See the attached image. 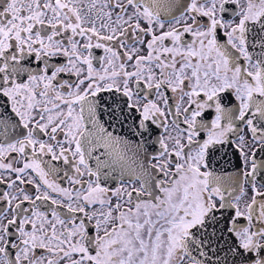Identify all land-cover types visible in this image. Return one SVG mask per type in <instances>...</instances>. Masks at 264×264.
<instances>
[{"label":"snow or ice","instance_id":"obj_1","mask_svg":"<svg viewBox=\"0 0 264 264\" xmlns=\"http://www.w3.org/2000/svg\"><path fill=\"white\" fill-rule=\"evenodd\" d=\"M0 185V264H264V0H0Z\"/></svg>","mask_w":264,"mask_h":264},{"label":"flooded vegetation","instance_id":"obj_2","mask_svg":"<svg viewBox=\"0 0 264 264\" xmlns=\"http://www.w3.org/2000/svg\"><path fill=\"white\" fill-rule=\"evenodd\" d=\"M250 52H252L253 56L255 57V56H258L260 54V49L258 47H256V48H250ZM97 54H100L98 50H97ZM240 62L241 63H244L243 60H241ZM235 104L238 105V102H235ZM106 120H107V118L104 117V119L102 120V122H105ZM108 123H110V122L105 123V127L108 126ZM130 123H131V121H129V124ZM109 131H112L114 135H117L118 134V135H121L122 137H125V138H127V137H129L131 135L129 133V130H128V125H125L123 128H119V127L109 128ZM244 134H245L246 138L250 139V133H248V130H247L246 127L244 128ZM44 139H47V138L44 137ZM233 140H235V137H233ZM158 147H159L158 145L150 142L147 145V153L148 154H152L156 149H158ZM129 155L131 156L132 154L129 153ZM144 157H145V153L144 152H141L139 154V156L136 157V159L139 162H144ZM43 159L44 160H49L50 157H43ZM216 160H217V163H215L213 165V169H214V171L217 174L222 175V176H225V177H227V176H235L236 175V171H237L236 170L237 158L233 154V152H232L231 149L229 150L227 156H225L223 153H218L217 154V157H216ZM53 163L56 164L58 167H61L62 169H65V170L67 169V166L63 165L62 162L54 161ZM89 163H90V166H92V167L95 166V161L94 160L89 161ZM17 166H21V165H17ZM84 179H88V177L85 176ZM56 180L63 187H70V185L68 184L66 178H63V173H61L60 175H58L56 177ZM127 180H128V177L125 176L124 177V181L127 182ZM106 183H107V186H109L111 188H115V187H118L120 185V180H119L118 176L116 178L110 177ZM135 183H136V186L138 187L139 186V181H136ZM23 187H26L28 189H31L32 192L35 191L32 188L31 185H25ZM245 187L247 188L248 186L245 185ZM2 191H15V189L8 190L6 188V185H0V192H2ZM250 196H251V191L249 189L248 197H245V199L246 200L249 199ZM38 203H40V202H38ZM25 206H27V205H25ZM241 206L243 207V202H242ZM5 207H6L5 203L4 202H0V211L4 210ZM41 210H46V208L42 205ZM10 216H11V214L9 213V217Z\"/></svg>","mask_w":264,"mask_h":264}]
</instances>
